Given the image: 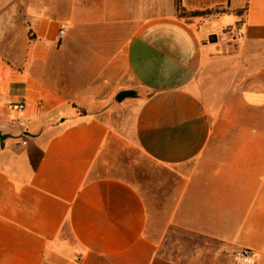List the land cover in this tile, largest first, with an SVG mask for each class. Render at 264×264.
Returning <instances> with one entry per match:
<instances>
[{
  "label": "crops",
  "instance_id": "0c3cea01",
  "mask_svg": "<svg viewBox=\"0 0 264 264\" xmlns=\"http://www.w3.org/2000/svg\"><path fill=\"white\" fill-rule=\"evenodd\" d=\"M182 5L0 0V264H264V0Z\"/></svg>",
  "mask_w": 264,
  "mask_h": 264
},
{
  "label": "built area",
  "instance_id": "2783aa9c",
  "mask_svg": "<svg viewBox=\"0 0 264 264\" xmlns=\"http://www.w3.org/2000/svg\"><path fill=\"white\" fill-rule=\"evenodd\" d=\"M65 33H66V28L62 27L58 33L59 42L62 41V39L65 36ZM15 108H17V110H24L25 106L24 104H17ZM16 122H18L19 124H23L24 120L19 119ZM234 259H235V264H255L256 253L254 250L241 249L234 253Z\"/></svg>",
  "mask_w": 264,
  "mask_h": 264
},
{
  "label": "water",
  "instance_id": "95a60500",
  "mask_svg": "<svg viewBox=\"0 0 264 264\" xmlns=\"http://www.w3.org/2000/svg\"><path fill=\"white\" fill-rule=\"evenodd\" d=\"M209 40H210V42H216L217 36L213 35L209 38ZM137 97H138L137 91H135V90H123L116 95L115 100L118 103H122L126 99L137 98ZM5 139H6V136H4V135L0 136V142H1L2 148L4 147V140Z\"/></svg>",
  "mask_w": 264,
  "mask_h": 264
},
{
  "label": "trees",
  "instance_id": "16d2710c",
  "mask_svg": "<svg viewBox=\"0 0 264 264\" xmlns=\"http://www.w3.org/2000/svg\"><path fill=\"white\" fill-rule=\"evenodd\" d=\"M176 11L181 18H191L199 15H203L206 12H188L182 5V0H175Z\"/></svg>",
  "mask_w": 264,
  "mask_h": 264
},
{
  "label": "rangeland",
  "instance_id": "374dc122",
  "mask_svg": "<svg viewBox=\"0 0 264 264\" xmlns=\"http://www.w3.org/2000/svg\"><path fill=\"white\" fill-rule=\"evenodd\" d=\"M121 91H123V90H118V93L119 92H121ZM128 99H126L125 101H127ZM120 104L121 103H117L116 101H114V103H113V106H120ZM111 153L115 156H117L118 157V143L116 142V143H114L113 145H112V151H111ZM175 238L176 239H183V240H186L185 238V236L183 235V234H181V235H177V234H175ZM190 242H192L193 243V241H190Z\"/></svg>",
  "mask_w": 264,
  "mask_h": 264
}]
</instances>
